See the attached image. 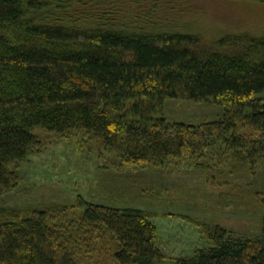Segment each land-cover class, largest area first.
Segmentation results:
<instances>
[{
  "label": "trees",
  "instance_id": "trees-1",
  "mask_svg": "<svg viewBox=\"0 0 264 264\" xmlns=\"http://www.w3.org/2000/svg\"><path fill=\"white\" fill-rule=\"evenodd\" d=\"M75 1L0 0V197L20 186V165L42 147L37 128L93 134L131 167L202 160L219 148L256 174L264 162V30L207 45L189 31L77 19ZM167 99L214 101L225 112L200 125L169 122L156 116ZM70 212L77 217L59 226ZM153 216L81 196L0 206V264H79L98 243L117 264H160L168 258ZM201 227L209 245L171 264H264V220L252 236Z\"/></svg>",
  "mask_w": 264,
  "mask_h": 264
},
{
  "label": "rangeland",
  "instance_id": "rangeland-1",
  "mask_svg": "<svg viewBox=\"0 0 264 264\" xmlns=\"http://www.w3.org/2000/svg\"><path fill=\"white\" fill-rule=\"evenodd\" d=\"M72 5L77 19L103 16L113 26L189 31L207 45L226 35L258 36L264 30V4L254 0H79ZM224 112L214 101L167 99L156 116L200 125L219 120ZM34 132L42 147L20 165L21 184L0 197V206L73 204L81 196L91 203L143 209L154 214L150 220L157 227V244L168 258L160 264L209 245L201 225H219L247 236L262 229L264 203L258 198L264 197V162L252 175L237 167L229 153L216 154L218 148L202 160L175 158L131 167L93 134L78 132L73 139L42 128ZM101 246L79 256V264H117L112 250L101 251Z\"/></svg>",
  "mask_w": 264,
  "mask_h": 264
}]
</instances>
